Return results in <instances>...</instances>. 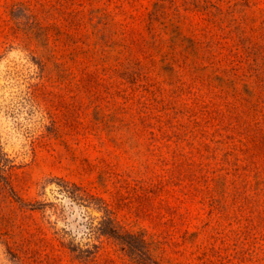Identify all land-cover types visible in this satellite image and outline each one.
Wrapping results in <instances>:
<instances>
[{"label": "rangeland", "instance_id": "1", "mask_svg": "<svg viewBox=\"0 0 264 264\" xmlns=\"http://www.w3.org/2000/svg\"><path fill=\"white\" fill-rule=\"evenodd\" d=\"M0 264H264V0H0Z\"/></svg>", "mask_w": 264, "mask_h": 264}]
</instances>
